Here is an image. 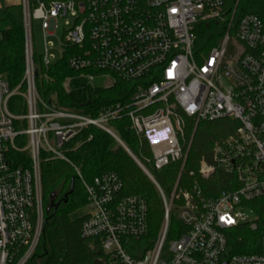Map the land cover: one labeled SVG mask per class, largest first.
Here are the masks:
<instances>
[{"label": "built area", "instance_id": "obj_1", "mask_svg": "<svg viewBox=\"0 0 264 264\" xmlns=\"http://www.w3.org/2000/svg\"><path fill=\"white\" fill-rule=\"evenodd\" d=\"M20 9L23 78L12 88L0 76V264H27L35 256L46 215L42 165L74 167L71 144L90 126L130 153L164 206L152 235L145 199L122 196L123 180L113 172L89 184L74 167L87 195L81 234L100 241L105 264H264V14L237 17L236 9L226 13L224 0H21ZM60 21L69 28L57 37L56 55L49 38ZM35 22L43 54L36 53ZM212 23L222 34L198 53L197 30ZM66 56L91 85L102 77L132 83L129 101L103 107L95 118L45 101L39 69ZM123 117L151 149L146 162L156 171L180 164L170 198L110 127ZM223 118L236 123L234 133L214 144L211 162L201 160L196 173H187L195 134L188 141V129ZM183 174L205 182L222 175V190L207 195L197 178L179 188ZM172 213L179 220L174 228ZM237 242L248 253H235Z\"/></svg>", "mask_w": 264, "mask_h": 264}, {"label": "trees", "instance_id": "obj_2", "mask_svg": "<svg viewBox=\"0 0 264 264\" xmlns=\"http://www.w3.org/2000/svg\"><path fill=\"white\" fill-rule=\"evenodd\" d=\"M224 2L226 13L236 9L237 17H243L246 13L264 14V4L259 0ZM3 11L9 13L7 8ZM222 30L218 23L201 25L197 30L198 39L195 46L197 52H208L215 47L214 36L222 34ZM23 46V30L14 22L0 37V76L4 75L12 88L19 85L23 78L25 70ZM67 58L68 56L64 57L50 68L39 69L38 91L45 101H53L51 95H54L57 98V108L78 111L92 118L99 116L103 107L129 101L132 96V83L117 78L116 84L112 87L106 88L101 83L91 85L79 73L68 67ZM68 77L72 78L69 94L63 89L64 79ZM12 112H20V109L15 110L12 107ZM111 125L128 150L146 165L162 192L170 198L178 181L180 164H172L162 171H156L151 163L146 162L152 159L151 149L147 144L140 143L131 129L129 119L123 117L112 121ZM235 128L236 123L227 118L200 123L195 131L194 125L191 126L187 131L188 141L195 134L187 159L186 172L196 173L201 160L210 161L214 144L232 135ZM90 136L92 139L88 141ZM70 148L68 158L73 166L79 169L85 182L92 184L96 177L113 172L123 180L122 196L138 195L145 199L149 207L148 221L151 233L152 235L157 233L164 216L160 193L127 150L108 133L94 126L84 129ZM74 167L64 161H48L42 165L45 227L35 256L27 264H36L37 259L40 260L39 264H105L107 261L99 240L82 237L84 216H72L87 203L83 181ZM195 178L207 195H216L222 190V175L217 174L213 180L207 182L200 180L198 176L193 177ZM193 179L183 174L179 188L188 189ZM170 220L172 228L179 225L175 213L170 214ZM235 246L237 248L235 253H248L244 242H237ZM39 250L40 256L37 255Z\"/></svg>", "mask_w": 264, "mask_h": 264}, {"label": "rangeland", "instance_id": "obj_3", "mask_svg": "<svg viewBox=\"0 0 264 264\" xmlns=\"http://www.w3.org/2000/svg\"><path fill=\"white\" fill-rule=\"evenodd\" d=\"M20 3L21 0H0V37L2 35V32L4 30H7L11 27L12 23H16L19 25L21 28L23 27L22 21H23V13L20 9ZM8 6V12H4L3 10ZM63 21H60L59 24L61 27L57 30L56 36L55 37H50L49 38V46L51 49L52 54L58 55V50H59V39L62 37L63 34V28H69L68 26L63 24ZM35 28H34V39H35V45H36V53L38 54H43V49H44V39L42 36V30L41 26L39 25L38 22L34 23ZM58 37V38H57ZM71 83H72V78H65L64 83H63V89L64 91L69 94L71 92ZM96 83L98 84H103L106 88L107 87H112L116 84V81H113L112 79L108 77H102L98 78L97 81L93 84L95 85ZM53 97V101L56 104V96L51 95ZM110 127L113 128L112 125ZM114 129V128H113ZM115 131V129H114ZM116 132V131H115ZM120 144V143H118ZM121 145V144H120ZM88 212L87 208L84 206L82 209H79V211L75 212L72 216H84ZM246 215L248 217V221L254 220V216L250 215L249 211H246ZM41 250V249H40ZM40 250L38 251L37 255L40 256ZM40 260L37 259L35 260L36 264H39Z\"/></svg>", "mask_w": 264, "mask_h": 264}, {"label": "crops", "instance_id": "obj_4", "mask_svg": "<svg viewBox=\"0 0 264 264\" xmlns=\"http://www.w3.org/2000/svg\"><path fill=\"white\" fill-rule=\"evenodd\" d=\"M7 9H8V6L6 5ZM6 9V8H5Z\"/></svg>", "mask_w": 264, "mask_h": 264}]
</instances>
